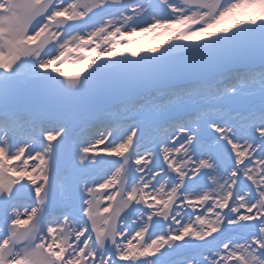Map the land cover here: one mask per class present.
<instances>
[{"label": "snow or ice", "instance_id": "1", "mask_svg": "<svg viewBox=\"0 0 264 264\" xmlns=\"http://www.w3.org/2000/svg\"><path fill=\"white\" fill-rule=\"evenodd\" d=\"M0 264H264V0H0Z\"/></svg>", "mask_w": 264, "mask_h": 264}, {"label": "rangeland", "instance_id": "2", "mask_svg": "<svg viewBox=\"0 0 264 264\" xmlns=\"http://www.w3.org/2000/svg\"><path fill=\"white\" fill-rule=\"evenodd\" d=\"M134 39L137 41V43L132 45V47H134L133 50H138L141 47L148 48V47L158 46L160 43V38L159 37L154 38L152 34H144L143 36H137ZM122 43L124 42L122 41ZM120 51L124 55L129 54L128 51L124 49H120ZM141 54H144V53H141ZM62 71L66 72L69 76H74L77 73H80L81 76L86 75V71H83L81 68L77 67L76 65L72 63L67 64V66L64 67Z\"/></svg>", "mask_w": 264, "mask_h": 264}, {"label": "bare ground", "instance_id": "3", "mask_svg": "<svg viewBox=\"0 0 264 264\" xmlns=\"http://www.w3.org/2000/svg\"><path fill=\"white\" fill-rule=\"evenodd\" d=\"M132 49H134V47H132ZM103 206V205H102Z\"/></svg>", "mask_w": 264, "mask_h": 264}]
</instances>
